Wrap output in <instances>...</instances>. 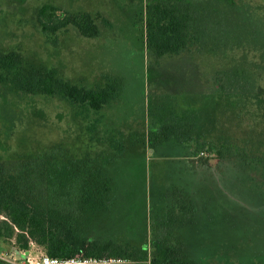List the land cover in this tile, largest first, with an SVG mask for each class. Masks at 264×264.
I'll use <instances>...</instances> for the list:
<instances>
[{
	"label": "rangeland",
	"instance_id": "374dc122",
	"mask_svg": "<svg viewBox=\"0 0 264 264\" xmlns=\"http://www.w3.org/2000/svg\"><path fill=\"white\" fill-rule=\"evenodd\" d=\"M151 1L0 0V52L114 88L94 111L0 81V164L58 148L95 162L114 180L112 201L82 232L129 245V262L150 264L161 225L196 264H264V0H187L198 38L163 57L148 50ZM45 4L93 14L99 36L48 37ZM168 125L178 134L157 141Z\"/></svg>",
	"mask_w": 264,
	"mask_h": 264
},
{
	"label": "trees",
	"instance_id": "16d2710c",
	"mask_svg": "<svg viewBox=\"0 0 264 264\" xmlns=\"http://www.w3.org/2000/svg\"><path fill=\"white\" fill-rule=\"evenodd\" d=\"M190 5L187 0H154L147 5V45L151 53L163 57L193 48L201 29ZM38 23L50 38L73 27L87 38L100 34L93 14L71 13L52 4L40 8ZM0 81L11 83L19 92L60 96L94 111L102 110L114 93L112 86L88 89L75 85L56 68L29 67L14 52H0ZM159 133L157 141L176 136L178 130L168 125ZM113 189V178L100 173L95 162L75 159L59 148L9 165L0 164V214L8 218L0 222V240L16 238L23 247L36 241L53 257L126 260L131 256L129 245L112 239H91L82 232L88 213L110 207ZM152 244L150 264H196L186 259L183 247L170 244L161 225Z\"/></svg>",
	"mask_w": 264,
	"mask_h": 264
},
{
	"label": "built area",
	"instance_id": "2783aa9c",
	"mask_svg": "<svg viewBox=\"0 0 264 264\" xmlns=\"http://www.w3.org/2000/svg\"><path fill=\"white\" fill-rule=\"evenodd\" d=\"M205 154L206 152H202V155ZM0 219L8 218L0 214ZM0 262L3 264H129V261L117 257H53L47 254L36 241H31L29 247H23L19 245L16 238L11 239L5 246L0 240Z\"/></svg>",
	"mask_w": 264,
	"mask_h": 264
}]
</instances>
